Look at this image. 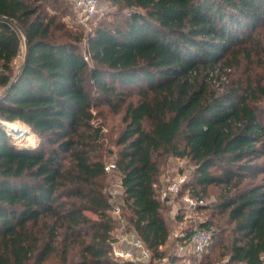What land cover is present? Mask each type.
Wrapping results in <instances>:
<instances>
[{
  "label": "trees",
  "instance_id": "trees-1",
  "mask_svg": "<svg viewBox=\"0 0 264 264\" xmlns=\"http://www.w3.org/2000/svg\"><path fill=\"white\" fill-rule=\"evenodd\" d=\"M58 1L0 0V122L41 139L17 147L0 123V264H132L111 253L117 222L104 193L100 105L113 114L125 105L114 142L120 207L149 264L163 260L169 238L157 195L168 157L194 168L181 198L204 201L209 187L221 188L228 262L264 264V85L211 88L216 72L259 56L251 34L264 28V0H114V20L86 34L66 27ZM131 89L137 100L126 102Z\"/></svg>",
  "mask_w": 264,
  "mask_h": 264
},
{
  "label": "rangeland",
  "instance_id": "rangeland-1",
  "mask_svg": "<svg viewBox=\"0 0 264 264\" xmlns=\"http://www.w3.org/2000/svg\"><path fill=\"white\" fill-rule=\"evenodd\" d=\"M98 11L94 19L90 21H82L78 11L75 8L74 0H60V9L62 10L64 17H61L62 22L66 27L78 30L79 32H84L85 34L89 32L98 22L102 20H114L112 16L117 13L118 6L114 0H98ZM50 10H52L50 8ZM251 36L257 38L260 37L261 42L259 49V56L253 55L249 60L246 57L241 56L239 66L236 69H231V71L226 70L225 73L220 74L215 73L218 76V81H212V89L217 92H221L219 82L227 83L228 80L232 79H247L260 81L264 85V28L259 29V31L254 32ZM23 60V59H22ZM22 60L14 61L13 63V74L17 73ZM227 74V75H226ZM1 75V71H0ZM3 87L0 86V93L3 91ZM131 96L126 99V102L137 100L136 90L131 89ZM264 102V100H263ZM124 106L122 105L118 113L113 114L109 109L100 105L98 109L93 110L95 115L94 123L102 126L103 130V141L102 148L104 150L103 159L105 165L107 163H115L116 153L118 148L115 146L114 142L123 129L124 125L122 123V117L124 115ZM6 123V122H5ZM19 123V122H16ZM21 124V123H20ZM6 130V129H5ZM29 131L33 134L26 135L25 137H17L14 134L6 130L7 135L10 136L12 142L17 147H36L41 141V139L34 134L31 129ZM31 136V138H30ZM192 163L185 158H163L159 160V174H160V185L157 187V195H159V200L161 203V213L166 222L169 231V238L166 245L162 248L164 258L159 263L155 264H169L171 257L173 256H185L182 264H230L228 262L227 247L229 244L228 232L231 226L227 222L226 215H220L216 210V205L219 202V197L221 195V188L209 187L204 195L203 205H200L199 209L186 208L182 203L180 196H169L167 200L160 199L161 189L163 184L165 186L166 182H169L175 178L177 175H185L186 181L190 178L193 171ZM259 179V178H258ZM256 179V181L258 180ZM120 174L117 170L106 173L104 184V192L107 195L109 191L117 190L119 184ZM247 182V181H246ZM113 205L121 206V195H118L114 201ZM88 216L94 218V215L87 213ZM126 219V218H125ZM208 222L211 224L209 230L213 231L214 239L211 240L210 244L205 249L202 255L198 257L191 256V252L186 250L185 252H178V245L176 244V239L183 235L185 231H191L196 229L200 224ZM118 223L116 225L115 233L117 232ZM150 263V260L147 264Z\"/></svg>",
  "mask_w": 264,
  "mask_h": 264
},
{
  "label": "built area",
  "instance_id": "built-area-1",
  "mask_svg": "<svg viewBox=\"0 0 264 264\" xmlns=\"http://www.w3.org/2000/svg\"><path fill=\"white\" fill-rule=\"evenodd\" d=\"M74 5L82 21H90L95 18L98 11V0H74ZM24 56V47L21 46L16 59L22 60ZM117 170L115 163H107L104 166V172L109 173ZM186 182L185 175H177L170 182H166L161 189L160 199L167 200L169 196H177L181 186ZM105 193V192H104ZM122 194V188L119 184L117 190L109 191L107 199L111 205L108 215L118 223L117 232L111 242V253L114 259L132 264H147L150 260V252L146 249L143 242L139 239L134 230L129 229L125 217L122 215L121 207L113 205L114 199ZM182 203L186 208H194L203 205V200H198L188 195L183 196ZM213 233L207 229H194L189 241L184 246L178 247V252L189 250L191 253L200 255L210 244Z\"/></svg>",
  "mask_w": 264,
  "mask_h": 264
},
{
  "label": "bare ground",
  "instance_id": "bare-ground-1",
  "mask_svg": "<svg viewBox=\"0 0 264 264\" xmlns=\"http://www.w3.org/2000/svg\"><path fill=\"white\" fill-rule=\"evenodd\" d=\"M2 126L4 129H6L8 132L14 134L17 137H25L26 135L30 134L33 136V134L29 131V128L20 124V123H3ZM30 136V138H31Z\"/></svg>",
  "mask_w": 264,
  "mask_h": 264
},
{
  "label": "water",
  "instance_id": "water-1",
  "mask_svg": "<svg viewBox=\"0 0 264 264\" xmlns=\"http://www.w3.org/2000/svg\"><path fill=\"white\" fill-rule=\"evenodd\" d=\"M1 123V125L3 124V123H5V122H0Z\"/></svg>",
  "mask_w": 264,
  "mask_h": 264
}]
</instances>
